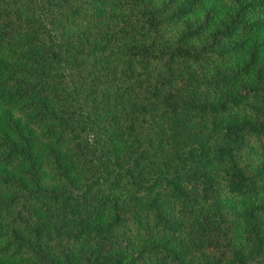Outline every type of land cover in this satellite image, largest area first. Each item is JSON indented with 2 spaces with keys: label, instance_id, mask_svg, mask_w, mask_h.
<instances>
[{
  "label": "trees",
  "instance_id": "trees-1",
  "mask_svg": "<svg viewBox=\"0 0 264 264\" xmlns=\"http://www.w3.org/2000/svg\"><path fill=\"white\" fill-rule=\"evenodd\" d=\"M0 264H264V0H0Z\"/></svg>",
  "mask_w": 264,
  "mask_h": 264
}]
</instances>
